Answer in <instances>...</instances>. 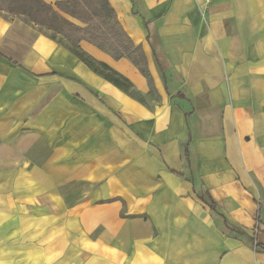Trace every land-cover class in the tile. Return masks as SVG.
Listing matches in <instances>:
<instances>
[{"label": "crops", "instance_id": "crops-1", "mask_svg": "<svg viewBox=\"0 0 264 264\" xmlns=\"http://www.w3.org/2000/svg\"><path fill=\"white\" fill-rule=\"evenodd\" d=\"M109 2L151 108L0 11V264H264V0Z\"/></svg>", "mask_w": 264, "mask_h": 264}, {"label": "trees", "instance_id": "trees-1", "mask_svg": "<svg viewBox=\"0 0 264 264\" xmlns=\"http://www.w3.org/2000/svg\"><path fill=\"white\" fill-rule=\"evenodd\" d=\"M0 11L9 14V19L21 14L28 22L49 30L52 39L64 45L95 73L148 108L152 107V103L147 95L153 94L155 101H160L143 48L127 35L109 0H59L54 4L44 0H0ZM68 17L78 20V23ZM83 40L96 45L115 59H130L148 78L150 91L142 93L130 79L90 55L80 45ZM191 114L186 115L189 118ZM198 196L207 203L210 212H217L216 203L210 196L205 199L199 192ZM226 226L232 228L228 223ZM258 248L264 252V245H258Z\"/></svg>", "mask_w": 264, "mask_h": 264}, {"label": "rangeland", "instance_id": "rangeland-1", "mask_svg": "<svg viewBox=\"0 0 264 264\" xmlns=\"http://www.w3.org/2000/svg\"><path fill=\"white\" fill-rule=\"evenodd\" d=\"M49 33H51V32H49ZM150 89H151V88H150ZM146 97L149 99V101H150L151 103H154V102H155V96H154L153 94H149V95H147Z\"/></svg>", "mask_w": 264, "mask_h": 264}, {"label": "built area", "instance_id": "built-area-1", "mask_svg": "<svg viewBox=\"0 0 264 264\" xmlns=\"http://www.w3.org/2000/svg\"><path fill=\"white\" fill-rule=\"evenodd\" d=\"M213 0H205V4H210Z\"/></svg>", "mask_w": 264, "mask_h": 264}]
</instances>
